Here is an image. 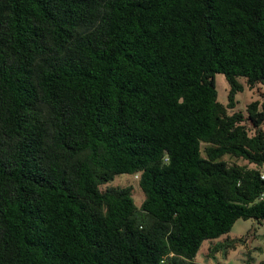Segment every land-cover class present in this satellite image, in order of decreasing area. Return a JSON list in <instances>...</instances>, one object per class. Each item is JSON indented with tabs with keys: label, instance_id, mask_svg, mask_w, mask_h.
I'll return each instance as SVG.
<instances>
[{
	"label": "trees",
	"instance_id": "1",
	"mask_svg": "<svg viewBox=\"0 0 264 264\" xmlns=\"http://www.w3.org/2000/svg\"><path fill=\"white\" fill-rule=\"evenodd\" d=\"M240 79L264 85V0H0V264H195L264 221Z\"/></svg>",
	"mask_w": 264,
	"mask_h": 264
},
{
	"label": "rangeland",
	"instance_id": "2",
	"mask_svg": "<svg viewBox=\"0 0 264 264\" xmlns=\"http://www.w3.org/2000/svg\"><path fill=\"white\" fill-rule=\"evenodd\" d=\"M244 84V91L236 95V106L229 111V114L243 113L247 114V107L253 102L258 101L260 105L264 103V85H258L254 89H250L245 84L244 79H240ZM216 85L218 91V100L222 104L228 103V95L230 86L223 74H216ZM247 127L251 129L248 121ZM264 129V126H263ZM203 148L205 147L204 144ZM224 160L232 164L246 165L247 162L237 160L226 156ZM133 188V198L136 206L141 207L145 195L141 190L137 176L120 175L113 182L102 187L103 190L110 187H127ZM244 241H238L239 239ZM238 241V243H236ZM236 243V244H235ZM213 248H217L213 252ZM195 264H263L264 263V221L256 220H238L232 230L213 240H207L203 243L197 257L193 260Z\"/></svg>",
	"mask_w": 264,
	"mask_h": 264
},
{
	"label": "built area",
	"instance_id": "3",
	"mask_svg": "<svg viewBox=\"0 0 264 264\" xmlns=\"http://www.w3.org/2000/svg\"><path fill=\"white\" fill-rule=\"evenodd\" d=\"M262 179H264V167L262 168Z\"/></svg>",
	"mask_w": 264,
	"mask_h": 264
}]
</instances>
